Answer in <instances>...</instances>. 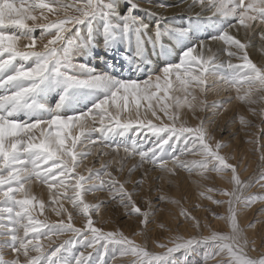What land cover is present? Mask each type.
I'll use <instances>...</instances> for the list:
<instances>
[{"label":"snow or ice","instance_id":"obj_1","mask_svg":"<svg viewBox=\"0 0 264 264\" xmlns=\"http://www.w3.org/2000/svg\"><path fill=\"white\" fill-rule=\"evenodd\" d=\"M196 3L211 11V16L197 13L189 17L188 28L161 27L163 18H157L153 30L134 15L139 8L134 0H125L127 7L123 11L118 10L119 0H0V264H91L94 254L95 264H109L110 254L114 258L117 253L134 257L131 264H181V257L187 264L188 255L200 244L205 246V259L220 257L217 264H264V256H248V242L237 219V206L249 208L264 200V194L244 195L254 184L264 188V171L255 181L242 180L237 166L220 155L223 145H212L203 122L195 127H177L179 114L169 111L185 103L191 108L188 97L196 99L192 88L205 92L218 82L235 88L240 102L256 103L253 95L264 92V66L252 62L247 52L249 43L230 34L229 29L237 33L243 29L247 38L254 22L264 25V0H193ZM70 9L77 14L69 15ZM49 14L55 19L50 20ZM204 24L216 29L217 34L208 39L223 41L225 55L242 63L218 62L215 54L206 55L211 49L197 36ZM37 29L39 37L35 35ZM97 33L106 51L127 46L133 72L144 70L149 59L148 45L153 50L158 47L161 56L171 55V48L163 43L165 36L179 45L178 60L165 63L159 74L149 71L143 81L118 78L74 63L75 52L97 46ZM259 35L264 40V31ZM46 37L50 39L37 50V40ZM22 39L28 43L20 47ZM174 90L185 93L183 101L170 95ZM52 97L54 103L49 102ZM169 100L173 103L166 102ZM149 112L161 123L148 119ZM165 117L172 123H164ZM241 123H245L243 117ZM143 129L147 132L142 133ZM133 130L134 138L128 142L127 134ZM93 134L98 135L93 138ZM149 134L155 139L145 147ZM97 143L116 153L123 150L126 157L115 161L121 172L124 159L137 156L139 164L133 165L130 173L145 163L171 175H176L177 169L190 174L195 171L204 179L208 172L223 175L230 171L231 190L207 188L200 192L201 197L217 205L227 204L228 215L217 219L227 220L230 233L178 237L170 247L157 245L165 251L151 253L122 233H105L95 227L91 212H98L99 205L86 203L84 196L97 191H107L113 199L118 198L127 214L139 216L142 225L151 223L150 213L141 210L125 183L109 171L112 162L101 163L99 169L88 167L87 175L79 171L92 154L85 149ZM186 155L201 159H181ZM34 182L47 186L48 206L58 217L66 214L67 221L60 219L50 224L38 218L46 204L32 194ZM212 192L228 199L214 200ZM61 201H67L87 218L83 227L74 226L72 213ZM180 214L185 219H195L183 208ZM196 225L201 226L199 221ZM68 233L70 238L54 247L49 243L46 248L41 243L42 239L53 242V237L59 239ZM78 246L92 251L77 252ZM6 250L13 254L12 259L6 258Z\"/></svg>","mask_w":264,"mask_h":264},{"label":"rangeland","instance_id":"obj_2","mask_svg":"<svg viewBox=\"0 0 264 264\" xmlns=\"http://www.w3.org/2000/svg\"><path fill=\"white\" fill-rule=\"evenodd\" d=\"M183 1L187 0H181V2L174 4L167 2L166 0H134V2L139 5V8L134 12V15L142 19L145 23H148L153 30L157 18H163L161 27L170 25L169 27L172 28H188L189 17L194 18L195 16L190 14L189 11H186V9L194 4L193 0H188L189 4L186 3L187 5H180ZM17 2H19V0H17ZM65 2L74 3L75 0H65ZM205 2L207 3V0H205ZM126 7L125 0H119L118 10L123 11ZM199 11L205 13L201 15L202 17H208L212 14L211 11L202 8L201 6ZM149 12L154 13L155 15H149ZM165 12L167 14L162 15ZM75 14L77 13L71 9L69 10V15ZM49 19H55V16L49 14ZM29 23L31 22L29 21ZM171 23L175 26H172ZM179 24L181 27H179ZM261 27H263V25L254 22L253 28L248 30L247 38L245 37L243 29H241L239 33L232 28L229 30L230 34L249 43V47L247 48L249 58L253 63L257 64V66H264V48L260 49L256 45L253 49L255 42L264 46V40L260 38L258 31ZM73 31H75V29H73ZM216 34V29H214L211 24H204L199 33H197V36L200 40H209L208 37L210 35ZM35 35L39 37V29H37ZM47 39H50V37H46L43 41L39 39L37 40V50L43 48V44L47 43ZM96 40L97 46L92 48L90 52L77 51L73 55V62L86 64L97 70V72L100 71L99 73H103V71L105 72L106 65L111 64L112 68L109 70L112 75L124 79L134 78V73H131L132 69H129L127 75H125L126 68L122 67L123 65L121 64H117L119 56L114 53V50L111 52L105 50L102 37L99 33H97ZM209 41H213V43L216 42V40ZM163 43L165 46L172 44L176 47L175 50L174 47L173 50H171V55H169L171 57L170 60L162 62L160 67H158L159 62L156 61V59L158 60L162 57L159 55V48L157 47L154 51L151 46H147V51H149V49H152L153 51V54H151L149 59L151 60L154 69H152V72L155 73H158V70H160L165 63H174L178 60L179 45H175L174 41L170 40L167 36L164 37ZM119 52L123 56H127V60L129 59L131 51L127 49L126 45H120ZM213 54L217 56L216 53ZM100 55H105L109 57V59L104 63H100V61L97 60L93 61L92 57L97 58L100 57ZM217 58L218 61L220 60L219 62L222 60L227 63L231 60L234 64L242 63V61L235 57L230 58L226 56L225 53L222 58L220 56H217ZM149 59L148 61H150ZM226 59L229 60L226 61ZM109 60L111 62H109ZM148 63L149 62H147V64ZM143 76L144 73H139L138 78L143 81L145 79ZM212 83L213 81L210 79L209 84L212 85ZM228 86L229 85L224 84L223 82H218L213 86L208 87L205 92H201L199 91V88L194 87L191 89V92L193 96L195 95L197 100H192L191 96L188 97L189 102L192 104L191 108L185 103L183 108L173 107L170 108L169 111L170 113L178 112L179 118L175 121L177 127L181 126V124L188 127H195L203 122V126L212 137L210 142L213 146H215L216 142L223 145L219 150L220 155L224 156L228 163L237 166L241 179L248 180L251 178L255 181L260 172L264 171V99L261 98L264 97V92H259L253 95L252 99H254L256 103H242L238 99H235L233 93L236 94V92L232 91L234 88L231 89V87ZM245 90L246 88L242 89L240 95H243ZM194 92H198L197 95ZM170 95L173 97L179 96L181 98V96H185V93L183 91L180 93V90H174ZM181 100L183 101L182 98ZM49 102L54 103L55 98H50ZM166 102L170 104L173 103L172 100ZM213 104L222 106L213 107ZM250 109L254 111H251ZM143 114L144 109L142 108L141 115L143 116ZM158 114L163 116L162 113L158 112ZM241 117L244 118L245 123H241ZM21 119H23V117H21ZM148 119H151L155 124L161 123V121L152 117L150 112L148 113ZM163 122L168 124L172 123V121L168 120L166 117L163 118ZM96 126H99L98 122ZM134 131L135 130L127 134L128 142H131L134 138ZM143 132H147V129H143L142 133ZM97 135L98 134H93V138ZM141 138H143V135ZM154 139L155 138L151 137L149 134V138L145 142V147L150 146ZM180 146L182 147V145ZM85 150L91 151L92 154L87 157L79 168V171L82 174L87 175L86 169L88 167L99 169L101 163L112 162L109 171H111L118 180L125 183L127 191L133 193V199L141 210L150 213L149 219L151 220V223L142 225L140 223L141 218L137 215H128L126 209L119 203L118 198L113 199L109 192L97 191L87 193L84 196L85 202L90 205H99L98 212H91L94 225L95 227L102 229L105 233H122L124 236L134 240L136 244L141 245L151 253H161L165 251L164 248H160L157 245L165 244L170 247L172 246L171 241L178 237L184 239L191 237L202 238L210 236L213 232L223 234L230 233L231 229L227 220L217 219L218 216L226 217L228 215L227 204L217 205L213 203L212 200L200 196V192L206 191L207 188L231 190L232 185L228 182L231 177L230 171L223 175H218L215 172H208L206 173L207 179H204L195 171L190 174L182 169H177L176 175H171L161 171L159 168L154 167L151 164L145 163L143 167H137L130 173L129 170L132 169L133 165L139 164V157L137 156L124 159V167L121 172L117 171L119 164L115 163V161L126 157V154L122 149L119 153H116L112 151L111 148H105L97 143L95 147L86 148ZM233 150L235 152H233ZM99 151L108 154L98 156L96 153ZM181 159L199 160L201 157L186 155L182 156ZM138 181L143 182L137 183ZM31 191L38 199L44 200L46 204L43 214L38 216L40 220L46 221L50 224L56 223L60 219H65V221H67L66 214L58 217L52 211V207L48 206L49 191L46 185L34 182L31 185ZM252 194H264V188H261L259 184H254L253 187L247 189L244 193V195ZM210 195L213 196L214 200L226 201L228 199L226 196L219 195L218 192H212ZM161 197H163V199H161ZM172 201H176L177 203H172ZM61 202L64 203V206L72 213L74 226L83 227L87 218L80 214L77 209H74L67 201ZM237 207L238 223L243 238L248 242L245 251L251 258L258 259L261 256H264V200L257 201L249 208H243L242 206ZM182 208L187 210V212L195 219H185V217L180 214ZM38 211L39 210L37 209V212ZM196 221H199L201 225L200 227H197ZM161 225L163 227H161ZM249 225L253 226L249 227ZM70 236L71 234L68 233L60 236L59 239L53 237V242L42 239L41 243L46 248L49 243H52L54 247L63 240L70 238ZM205 250L203 244L198 245L196 250L188 255L187 264H217L220 257H208L205 259ZM76 251H84L85 254H87L88 251L92 250L78 246ZM32 254L34 255L35 253ZM177 256L180 257V254L178 253ZM6 258H13V254L10 250H6ZM133 259L134 257L130 255L120 256L118 253L114 258H111L110 254L109 264H131ZM21 260H23L22 256ZM91 264H95V254ZM181 264H184L183 257H181Z\"/></svg>","mask_w":264,"mask_h":264},{"label":"bare ground","instance_id":"obj_3","mask_svg":"<svg viewBox=\"0 0 264 264\" xmlns=\"http://www.w3.org/2000/svg\"><path fill=\"white\" fill-rule=\"evenodd\" d=\"M167 2H170V3H172V4H174V3H177V2H181V0H166ZM189 4V2H188V0L187 1H183L182 3H180V5H187V4ZM155 8V7H154ZM199 9H200V5L198 4V3H196V4H194V5H192V6H190V7H188L187 9H186V11H189L190 12V14H192V15H194V16H196V14L197 13H200L201 15H203V14H205V13H202V12H200L199 11ZM161 10V9H160ZM178 12V11H177ZM167 13L165 12V13H163L162 15H166ZM184 19H186V18H184ZM181 22V21H180ZM179 22V23H180ZM174 23V22H173ZM178 23V22H177ZM185 23V22H184ZM172 24V23H171ZM188 24V23H187ZM174 24H172V26H173ZM178 25V24H177ZM168 26H170V25H168ZM175 26V25H174ZM187 26V25H186ZM179 27H181V25L179 24ZM178 28V27H177ZM215 29V28H214ZM230 30V29H229ZM258 31H259V33L261 32V31H264V25H263V27H261V28H259L258 29ZM204 42H205V47L206 48H210L211 49V52L210 53H206V55H210V54H213V53H216L217 54V56L219 57H223V54L225 53V45H224V43L222 42V41H219V40H216V42H214L213 43V41H209V40H203ZM26 42H28V41H26V40H21L20 42H18L19 43V45L20 46H22L23 47V44L24 43H26ZM167 42V41H166ZM256 45L258 46V48H264V46L263 45H261L260 43H257V42H255V44L253 45V49L256 47ZM167 46H169L170 48H171V50H173V47H174V50H175V47L176 46H173L172 44H169V45H167ZM125 47V46H124ZM149 47H150V45H149ZM126 48V47H125ZM257 49V48H256ZM126 51V50H125ZM155 51V50H154ZM197 51H200V49H199V46L197 47ZM256 51V50H255ZM88 52H90V51H88ZM175 52V51H174ZM76 53V52H75ZM74 53V54H75ZM84 53H86V52H84ZM114 53L116 54V55H118L119 57H118V61H117V64L118 65H123L122 67H125L126 69H125V75H127V72L129 71V69H132V66H131V64H130V62H129V59L127 60L126 58H127V56L125 57V56H123L120 52H119V47H117L115 50H114ZM83 54V53H82ZM147 54L149 55L148 56V58H150V56H151V54H153V51H152V49H149V51H147ZM106 55V54H105ZM105 55H100V57H97V58H95V57H92L93 58V61H100V63H104L106 60H108L109 59V57H107V56H105ZM122 55V56H121ZM131 55V54H130ZM175 55V54H174ZM76 57V56H75ZM170 56L168 55V56H162L161 58H159L158 60L156 59V61H158L159 63V66L158 67H160L161 65V63L162 62H164L165 60H167V61H169L170 60ZM155 59V58H154ZM220 59V58H219ZM150 60V59H149ZM173 60V59H172ZM229 59H226V61H228ZM220 61V60H219ZM218 61V62H219ZM109 62H111L110 60H109ZM149 63V65L148 64H146L145 66H144V70L142 71V72H133L132 70H131V73H134V78H138V75H139V73H144V76L143 77H146L147 76V74H148V72H149V70H151V71H153L154 69H153V65L151 64L152 62H151V60L150 61H148ZM221 62H223L222 60H221ZM232 62V61H231ZM257 62H258V60H257ZM175 63V62H174ZM110 68H112V65L111 64H108V65H106V67H105V72H108V73H110V74H112L111 72H110ZM148 69V70H147ZM153 69V70H152ZM158 70V69H157ZM96 72H97V70H96ZM100 72V71H99ZM104 72V71H103ZM157 72V71H156ZM159 72H160V70H158V73L157 74H159ZM130 73V72H129ZM142 77V78H143ZM125 79H127V78H125ZM213 84V83H212ZM216 84V83H215ZM218 86V85H217ZM228 87H231V86H228ZM233 87H231V89H232ZM200 91V90H199ZM232 91H234V92H236L235 91V88L234 89H232ZM182 91H180V93H181ZM195 93V92H194ZM198 93V92H197ZM197 93H195L196 95H197ZM234 94V96H235V99H236V96H237V93L235 94V93H233ZM195 96V95H194ZM198 97V96H197ZM181 98L183 99L184 97H182L181 96ZM196 100H197V98H196ZM203 101H204V99H203ZM201 104H203V103H201ZM197 105H199V104H197ZM200 106V105H199ZM183 108V107H182ZM199 108V107H198ZM193 109V108H192ZM176 112V111H175ZM223 112V111H222ZM222 112H221V114H222ZM220 114V115H221ZM197 116V115H196ZM197 118V117H196ZM189 119V118H188ZM197 120V119H196ZM195 123V122H194ZM193 123V124H194ZM195 125V124H194ZM233 152H235L234 150H233ZM237 154V153H236ZM131 158V157H130ZM133 159V158H132ZM135 159V158H134ZM129 160V159H128ZM127 160V161H128ZM132 162V161H131ZM128 163H129V161H128ZM116 262V261H115ZM210 262V261H209ZM205 264V263H204Z\"/></svg>","mask_w":264,"mask_h":264}]
</instances>
